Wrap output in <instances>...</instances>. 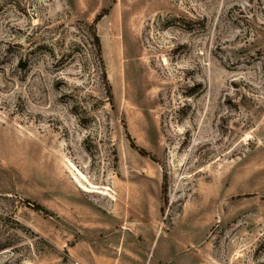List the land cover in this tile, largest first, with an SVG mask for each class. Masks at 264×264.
<instances>
[{"label":"rangeland","instance_id":"obj_1","mask_svg":"<svg viewBox=\"0 0 264 264\" xmlns=\"http://www.w3.org/2000/svg\"><path fill=\"white\" fill-rule=\"evenodd\" d=\"M0 264H264V0H0Z\"/></svg>","mask_w":264,"mask_h":264},{"label":"trees","instance_id":"obj_2","mask_svg":"<svg viewBox=\"0 0 264 264\" xmlns=\"http://www.w3.org/2000/svg\"><path fill=\"white\" fill-rule=\"evenodd\" d=\"M38 210H40V209H38Z\"/></svg>","mask_w":264,"mask_h":264}]
</instances>
